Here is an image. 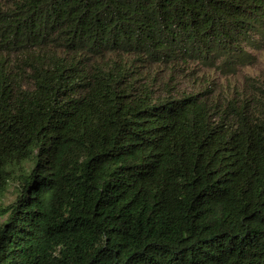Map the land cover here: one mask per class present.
Here are the masks:
<instances>
[{
	"label": "trees",
	"instance_id": "obj_1",
	"mask_svg": "<svg viewBox=\"0 0 264 264\" xmlns=\"http://www.w3.org/2000/svg\"><path fill=\"white\" fill-rule=\"evenodd\" d=\"M263 49L264 0H0V264H264Z\"/></svg>",
	"mask_w": 264,
	"mask_h": 264
},
{
	"label": "rangeland",
	"instance_id": "obj_2",
	"mask_svg": "<svg viewBox=\"0 0 264 264\" xmlns=\"http://www.w3.org/2000/svg\"><path fill=\"white\" fill-rule=\"evenodd\" d=\"M253 67H243L241 71L238 72V77L233 79L232 82L237 83L241 81L243 76H250L254 79H261L264 75V49L259 53V56L257 58V61ZM157 74H154V78L151 80L149 79V89L152 90L154 95H163L165 92L171 93V95L176 96L177 94H180L182 92L185 93H196L201 91L200 85L202 84V80L208 79V80H215L216 85L214 86L215 91L223 92L225 89L227 91L229 90L230 83H228L225 79L218 77L219 75L214 72H205L202 70L203 78H200L198 81H195L194 79H190L189 77H186L184 75H172L166 71H158ZM196 76L199 77V74ZM147 80V79H146ZM153 81H157L153 83ZM166 81H169L168 87L169 91L165 90L164 87H162V84ZM165 90V91H164ZM10 200H12L11 194H6L4 197L3 203H8ZM2 219H0V222Z\"/></svg>",
	"mask_w": 264,
	"mask_h": 264
}]
</instances>
